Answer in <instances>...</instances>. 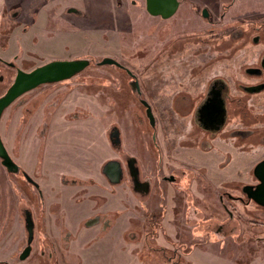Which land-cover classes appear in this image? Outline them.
<instances>
[{
	"label": "rangeland",
	"instance_id": "obj_1",
	"mask_svg": "<svg viewBox=\"0 0 264 264\" xmlns=\"http://www.w3.org/2000/svg\"><path fill=\"white\" fill-rule=\"evenodd\" d=\"M140 1L122 0L118 3L116 0H23L20 9V4L19 7L6 8L5 3H1L0 0V61L11 60L15 67L28 71L52 60L91 59L87 67L70 78L42 84L6 107L0 119L2 142L20 169L33 172L39 177L41 163L36 158L37 155L38 159L40 158L37 138L30 137L31 128L27 130L25 138L21 136L31 115L34 116L33 123H37L41 115L35 110L43 107V102L50 99V95H63V98L64 95H73L71 92L77 93H74L75 95H97L98 100L110 102L116 114L112 112L113 110L101 108L99 104H91L80 99L79 103L86 102L88 108L82 111L90 112V120L80 123L77 125L78 128H72L71 132H56L54 141L71 140L86 145L91 143L92 139L90 141L83 136L85 131L93 128L99 133L112 123L119 128L118 130L121 129L120 136L123 135L125 145L143 158L144 164L141 167H144L147 173H151L147 176L151 185L152 181L155 183L159 170L158 150L165 152L170 145L173 148L171 154L183 158L182 162L187 161L189 171L193 175L199 176L202 172L205 176L194 180L191 203L186 199L183 177L175 175L173 182L161 183L168 192L165 214L162 224H159L161 227L153 225L148 228L144 222L147 217L141 214L140 205L143 203H150L152 207L158 206V194L161 191L155 185L149 197H146L147 200L130 185H126L128 201L122 196L121 191L114 196L105 195L103 192L96 193L92 188L77 193L75 197L81 196L82 200L69 203L72 213L81 210L90 215L94 211L95 214L112 211L117 217L104 231L103 222H96L90 228L79 227V221L73 222L70 219V222L72 213L65 219H57L63 222L66 220L70 232L74 233L77 229L79 232L78 239L70 245L72 250L67 252L68 248L61 251L62 264H184L188 261L192 264H264V230L258 232L261 239L253 241L252 230L249 228L250 216L264 221V212L240 209L231 211L233 216L227 215L219 205L221 201L218 199L214 184L228 174L240 173L245 177L250 170L249 162L264 154L250 150L251 143L258 145L263 139L264 114H261L259 108L264 106V101L254 104L251 96L240 95L239 104L235 103V106L228 104L227 121L238 125L243 131L242 134L253 129L252 136L248 137L249 134L246 137H230L228 132L219 133L222 139L228 141L227 144L209 138L212 140L213 148L201 150L198 143L202 133L197 132L194 125L191 126L194 129L190 131V115L181 110L185 108L184 102L180 104L177 100L179 95H183L186 97L185 102L189 103L187 106H191L192 101H195L193 93L199 91L201 86L199 82L196 85L192 84L193 78L190 79L192 83L187 78L185 56L188 52L183 50L175 53V45L181 49L183 41L192 34L175 36L170 33L172 23H176L177 27H189L198 25L200 20L198 18L189 20L186 16H178L179 14L167 18L151 15L143 9L142 0ZM69 9H79L81 14L70 13ZM114 16L122 19L124 26L132 23L134 35L116 37L114 29L117 26L110 20ZM148 23L152 25L149 33H146ZM241 24L240 22L229 25L225 29V44L231 42L227 39L231 35V29ZM251 34L252 31L248 29L243 38ZM119 43L123 44V50L129 48L131 52L118 51L113 53L112 57L134 68L133 72L139 80L140 94L136 93L124 71L113 64L95 62L109 53L112 54L109 49L115 50L120 46ZM126 44L134 45L137 50L133 51L130 47L132 45ZM158 63L166 65V69L162 70L161 79L156 85L151 77L152 69ZM0 66H3L2 62ZM198 68L194 66L193 72ZM2 69L4 77L0 80V95L12 83L14 76L11 68L3 66ZM138 95L146 101L148 99L152 104L154 127L149 128L147 125V117L143 107L138 103ZM57 120L61 124L63 117L59 116ZM154 128L157 130L156 139L161 142L156 147L152 146ZM37 133H41V127ZM15 135L19 139L14 144ZM140 139L144 151L139 150ZM231 142H234V148L237 149L228 146ZM121 145L120 143L117 148L114 147V155L120 152ZM238 147L245 154H237ZM249 153L251 156H248ZM224 156L230 159L229 164L220 167L219 163L224 161ZM52 163L53 174L63 162L53 160ZM171 165L176 164L173 162ZM80 167L85 169L83 165ZM90 169H93V164ZM96 175L100 176L98 172ZM34 190L35 188H32L21 174L14 176L0 163V260H6L9 264H60V260L53 252L50 239H43L46 235L40 207L43 198L37 197ZM46 193L52 195L47 197L48 203L54 204L51 198H55V193L51 194V191ZM89 194L101 195L105 201L101 203L95 198H87ZM30 196L33 198L32 202ZM25 207H28L31 213L34 212L32 215L36 227L30 252L20 259L19 253L26 246L27 238L23 213ZM123 211L127 214H122ZM133 212L135 216L130 215ZM137 221L141 223L137 224ZM221 221H224L228 229L235 226L236 230L224 231L220 228L215 232V225ZM41 225L43 227H40ZM131 229L138 230L139 240L134 238L136 234L127 236ZM154 229L158 232L156 237L152 236L155 234ZM146 230L152 231V234L146 233ZM44 240L47 243L43 244ZM99 242L102 244H98ZM51 252L52 255L49 254Z\"/></svg>",
	"mask_w": 264,
	"mask_h": 264
},
{
	"label": "flooded vegetation",
	"instance_id": "obj_2",
	"mask_svg": "<svg viewBox=\"0 0 264 264\" xmlns=\"http://www.w3.org/2000/svg\"><path fill=\"white\" fill-rule=\"evenodd\" d=\"M138 1L140 0H133V2H138ZM116 2L120 3L122 2V0H116ZM69 11L70 13H73V12L79 13L75 9H69ZM178 12H179V4L173 14L176 13V14L181 15L180 12L179 13ZM183 16L184 17L186 16L187 18L193 16L195 19L198 18L200 20V23L197 25V28L195 29L196 31H192V33H190L192 35L186 37V40L183 41V47L181 48V50L184 47L188 48V55L185 56V60L187 61V64H189L191 68H193L194 66L199 67L197 72L194 73L195 74L194 77H197L198 79H202L201 82L203 86L200 87L199 91L193 94L201 95V96L195 99V101H192L191 106H187L189 103L188 101L185 102L186 97H184L183 95H179L180 97H178L177 99L178 103L181 104L183 101L185 104V108H181V110H183V112L185 113L188 112V114L190 115V120H191L190 121L191 122L190 131H192V129H194L192 128L193 125L196 126L193 122L194 108L206 94L207 86L210 81L216 80V82L221 85L223 82L227 83L228 85V92H227L228 97L226 98L227 109H228V104H232V106L233 105L235 106V103L239 104L238 101H239L240 95H249L251 97L252 95H264V88L258 92H251V93L243 89V86L255 85V84L264 82V69L260 67V57L264 54V0H257V2L255 0H204V2L200 5L191 4L189 12H186V14ZM240 22L242 23L240 26H235L231 29L232 30L231 35L230 37L227 38L231 42L225 44V39H224L225 29L228 28L229 25H235ZM248 29L252 31V34L248 37L243 38L244 33ZM175 46H176L175 51H177L178 45L176 44ZM247 49H250L248 53H247ZM102 58H100L99 60H101ZM88 59L90 60V63H91V59L90 58ZM247 59H250V61L246 62ZM99 60L95 62L97 63ZM0 62H2L3 66L7 68H11L14 71L13 74L15 76V73L18 67L14 66L13 61L11 60L2 61L1 60ZM118 62L134 75V77L136 78L138 82V86H139V80L137 78V75H135L133 70L130 69L132 68V66L130 67V65H128L125 62L123 63L120 61ZM3 66H0V80H3V77H4L3 75L4 71L2 69ZM115 67L120 69L121 71H124L129 76L130 83L132 84L133 78L124 69L119 68L117 66ZM204 72H206L205 73L206 75L203 76ZM14 76H13V79H14ZM51 83H55V82H51ZM51 83H48V84H51ZM132 86L134 85L132 84ZM133 88L135 89L137 94H140V91H141L140 88H139V91H137L135 87ZM189 94L193 95L192 93H189ZM21 96H19L17 99H19ZM138 96H139L138 103L141 104L145 112V106L141 103V100H142V98L140 97L141 95H138ZM17 99H15L12 103H14ZM62 99H63V95H51L50 99H46L47 101L45 100L43 102L44 103L43 107H41L38 110H35L39 112L41 115L40 119L38 118V122L33 123L34 116L31 115V117L29 118V122L25 124V129L23 130V134H21V136L25 138L27 134V130L31 128L30 130L32 131V133L30 134V137L32 138L36 137L39 143V146H40L39 151H38L40 153V158L38 159V155L36 156L37 160L40 161V163L42 160V153L44 152L45 144L48 141V135H49L48 131L50 129V122L52 120L53 113L57 110V107ZM148 101L149 100L147 99V102ZM148 104L151 107L152 113H154L152 104L150 102H148ZM262 114H264V111ZM89 115H90V112H89ZM66 116L67 117L73 116L75 118L80 117V116L84 117V113L83 114L80 113V110L78 111L76 108L75 110L72 111V113L70 114L68 113ZM147 121H148L147 125L149 126V128L150 126L151 127L155 126V123L153 124L150 123L151 125L149 124L148 118H147ZM154 122H155V119H154ZM40 127H41V133L38 134L37 131ZM75 127H77V125L74 126V128ZM195 129L197 130V132L202 133L201 139L198 143V146L201 150L212 149L213 148V144L211 142L212 140L227 144L228 141L222 139L219 133L223 134L225 132H228L230 137H236L233 134L231 135V132L233 133L236 130H240L238 125L230 124L229 121H226V123L222 126V128L213 137H209V134L206 131L200 129L197 126ZM90 130H91L90 131L91 135H97V137L99 138V140H97L98 145H95L97 143H95V140H93L92 137L88 138L90 141L92 139L91 143L86 144V145L84 144H81V145L85 147L89 146L90 151H95L97 153V156L99 157L104 156V161L100 163L99 166H97L96 170L94 168L91 170L90 169L91 164H94L95 162L93 156L87 157V158L80 156L78 159L82 161L81 165H83L85 168V169L82 168L81 171L84 172L83 174L86 177L68 176V175L63 176V177H67V179H64L62 177V183L71 184V185L73 184L74 186L77 187L74 194L72 195L73 196L72 198L74 201L82 200L81 196L75 197L76 194L80 193L81 191H87L88 189L90 190L91 189L89 188L90 186H93V187L98 186L101 188L99 190L101 191L102 189L104 190V192L106 193L105 195H111L112 192H114V189H112L114 185L120 186L121 188L120 191L122 193V196L126 198L127 201H128V197L126 195V190H127L126 185L127 186L130 185L131 187H133V189L142 198L146 199V197H149L150 191L152 192L154 190L153 185H155V187L157 186V189L161 191L158 194L159 195L158 206L152 207V205L150 206V203L149 204L143 203L140 205L142 208L141 214L147 217L144 222L148 225V228H150L153 225L155 227L156 226L161 227V225L159 226V224H162V221H163V217L165 214L166 201H167V193H168L167 188L165 186H161V183L163 184V182H166V183L173 182L175 180V175H180L181 177H183V181H184L183 185L187 193L186 199L189 200V203L192 202L191 189H192L194 180L196 179L195 181H197L198 179L197 177H201L200 179H202L205 176L202 172L199 174V176L193 175L192 172L189 171L190 168L186 163L187 161L182 162L184 161L183 158L176 157L171 154V151H172L171 149H173L171 148V145L168 146L167 148L168 150H166L165 152L158 150L160 154L159 155L160 161L158 163L159 166H157V169H159L157 172L158 180L155 179V183L152 181V185H151L150 180L147 179V176H150L151 173H147L146 169L144 167H141L143 166L142 164H144L142 163L143 158H140L138 154V157H139V160H138V157L136 156L137 155L136 151H134L135 154H130L127 151V149L129 151H133V150H130L125 145L123 135L122 137L120 136L122 133H120V131L118 130L116 126L109 124L108 127H104L103 130L99 133H98V130H94L96 134L91 133L93 130L92 128ZM153 130L154 132L152 134V138H153L152 146L156 147V146H159L161 142H159L156 139L155 133H157V130L155 128ZM250 131H251L250 134L254 133L253 129H251ZM262 136H263V139L261 140L262 142H260V144L258 145L255 144L254 146L250 148V150L252 149L254 153L264 152V133L262 134ZM209 138H211L212 140H210ZM18 139L19 138L17 137V135H15L14 144L17 143ZM53 141L51 140L52 143L54 142L60 143L64 140L54 141V142ZM164 141L165 139H163V142ZM92 143H94L93 145L94 147L91 145ZM120 143L122 144L120 147L122 149L119 148L120 152H118L115 155L116 158L108 160L107 157L111 156V153H114V150H113L114 147L117 148V146H119ZM139 143L141 144L139 145L140 147L139 150L144 151L141 139ZM228 146H230L233 149H237L236 147L234 148L235 146L234 142H231L230 145ZM58 153L62 154L64 152L62 151ZM184 158H186V156H184ZM262 158H264V154L262 155L261 158H259L257 161L253 163V165L250 167V170L245 175V177H242V174L240 173L239 174L237 173L235 175L228 174L227 177L219 179L218 183H215L213 181L216 186L218 199H220L221 201V203L219 202V205L225 211L227 215L233 216L231 211L233 212L240 211V209L241 210L243 209V211L251 210L253 212H256V211L264 212V206L257 204L251 199L246 198V196L242 193L240 189V187L243 184L255 185L256 183H258L257 179L252 174V168L254 164L258 162L259 160H261ZM52 160L57 161L56 159H52ZM113 160L119 162V176H118L117 181L112 180L110 178L108 174V171L110 169L109 167H107L105 170L106 164L109 161H113ZM59 161H62V160H59ZM229 161L230 159L224 156V161L222 163L220 162L219 166L225 167L229 164ZM173 162H175L176 164L175 166L171 165ZM0 163L2 164L1 159H0ZM15 164L16 166L11 167L10 170L6 169V167L3 164L2 165L8 172L13 174L14 176L16 174H21L23 178H25L27 183L30 184L32 188H35L34 191L37 197L39 196L40 198L41 197L43 198L40 207L42 211L41 219H43V224H44L45 211L47 210V207L45 206V198L52 197V195H48V194L44 195V193L42 192V188L40 187V184L37 181V178L39 177L36 174H34L33 172L29 173L28 171H24L19 168L17 163ZM97 172L100 175L99 177L96 175ZM153 175L154 174H152V176ZM113 182H117V183H113ZM87 198H95L97 202H101V203L105 201V199H102L101 195L89 194ZM30 201L31 202L33 201V198H31V196H30ZM161 203L162 205H160ZM134 205L136 206V204ZM158 207H160V209H158ZM143 211H146V212H143ZM95 212L96 211H94L90 215L87 214L86 217L82 218L79 221L80 222L79 224L82 226L85 225L84 227H91L96 222H103L104 229L102 231H104L110 226L109 223L112 220H114V218L117 217L116 216L117 214L113 213L112 211L110 212L106 211V213H103V214H95ZM23 213L25 214V217H26V214L28 213L30 214L32 221H33V225H34V230H35L36 221L34 220L33 211L31 213L30 209L28 207H25L23 209ZM122 214H127V212L123 211ZM130 215L135 216L134 212L131 213ZM250 217H251V220H250L249 228L252 230L251 238L253 239V241L254 240L258 241L261 239V237L259 236L260 233L258 232L264 230L263 229L264 221L255 216H250ZM61 218L62 219L67 218L66 214L65 213L62 214ZM57 219H56V223L60 226V233L62 237V247L68 249L67 244L70 241H72L75 236H73V234L69 231L66 225H64L66 223V220L65 222H63L61 219L60 221H58ZM154 219H158V220H154ZM155 221L157 223H154ZM140 223L138 222L137 224H140ZM43 226L41 225L40 227H43ZM215 227H216L214 230L215 232L220 228H222L224 231L236 230L235 226L233 228L230 227L229 228L230 230H229L224 224V221L217 223ZM145 232L152 234V231L150 230H146ZM154 232L155 234H152V236L154 235V237H156L158 232L156 231V229H154L153 233ZM129 234H132L131 236H133V234H136V237H134L136 240H139L140 238L138 230L131 229L127 232V236ZM48 238L49 237H46L45 235L43 239L46 240ZM33 240H34V236H33L32 241ZM45 240L43 244L47 243ZM53 252L55 254L54 250ZM49 254L52 255V252ZM0 264H9V263H7L6 260H0ZM184 264H192V262L188 261Z\"/></svg>",
	"mask_w": 264,
	"mask_h": 264
},
{
	"label": "crops",
	"instance_id": "obj_3",
	"mask_svg": "<svg viewBox=\"0 0 264 264\" xmlns=\"http://www.w3.org/2000/svg\"><path fill=\"white\" fill-rule=\"evenodd\" d=\"M255 1L257 2V0H255ZM22 2H23V0H1V3H5L6 8L10 7V6H18L20 4V9H21ZM138 2H141V1H138ZM203 2H204V0H178L179 12L181 14L178 16L184 17L183 15H185L186 12H189L191 4L200 5ZM142 6H143V9H145V0H142ZM77 11L81 14V11L79 9ZM176 13L174 15L172 14V16H175ZM193 18L194 17L191 16L187 19L193 20ZM110 20L115 24V26H117L114 29V33H115L116 37H121V36L124 37V36H130V35L133 36L134 35V31L132 30V27H133L132 23L126 24L124 26L122 23L123 20L118 18L117 16L110 18ZM199 23H200V21H199ZM151 25H152V23L147 24V27L145 29L146 33H149ZM176 25H177L176 23H174V24L172 23V25L170 27V33H172L171 35H175V36L189 35L190 33H192V31H196L195 29L197 28V25H192L189 27L188 26L187 27H177ZM130 45H132V44H130ZM130 45H127V46H130ZM130 47L132 48L133 51L137 50V48L134 45H132ZM122 50H123V44H120V46L117 47L115 50L109 49V51L112 54L109 53L106 56L112 57L113 53H118V51L122 52ZM183 50H186V52H188V48L184 47V49H182V50L180 48H177V51H175V53H178V52L183 51ZM123 51L131 52L129 50V48H127L126 50H123ZM248 51H250V49H247V53H248ZM118 55H120V54H118ZM248 61H250V59L246 60V62H248ZM165 66L166 65H161L160 63L154 65V69H152L153 74L151 77L152 81L155 82L154 84L157 85L158 80L161 79L160 75H162V70L165 71V69H166ZM186 67H187L186 71L188 72V76H187L188 80L191 81L190 79L193 78V83H192V81H191V83L196 85V83L199 82V83H201L200 87H202L203 86V84L201 82L202 79H198L197 77H194V75H195L194 73H196L197 71L193 72V69L187 63H186ZM132 70H134V68H132ZM205 73L206 72H204L203 76L206 75ZM74 93L75 92H71V94H73V95H65L64 98L59 103L57 110L53 113L52 120L50 122V129L48 131V134H49L48 135V141L45 144L44 152L42 153L41 170H40L41 175L39 176V178H37V181L40 184V187L42 188V192L44 193V195H47L46 191H48V192L51 191V194L55 193V195H56L54 199L51 198V202H54V204L48 203V199L45 198V206L47 207V210L45 211L44 227L46 229V236L49 237V239L53 245V249L55 251L56 257L60 260V264L63 263V259L60 257L61 251L65 250L66 248L62 247V237H61V233H60V226L56 223V219L61 218L62 214H64V213L66 214V216H69L70 213H72L70 211L72 208L69 205L70 202H73V203L74 202H80V200L74 201L72 198L73 197L72 195L74 194L77 187L74 186L73 184L71 185V184L62 183V177L64 175L86 177L83 174L84 172H82L81 168H80L82 161L79 160L78 158L80 156H83L85 158L93 156L94 161H95L93 164V166H94L93 168L96 170L97 166H99L100 163H102L104 161V156L99 157V156H97V153L95 151H90L89 146L85 147V146H82L80 143H77V142H74L71 140H69V141L64 140L60 143L59 142L55 143L53 141V137H54L53 135L56 132H64V131L71 132L72 131L71 129L74 128V126L79 125L80 123L85 122L87 120H90L89 112L86 110L82 111V109L88 108L85 105L87 101L91 104L92 103L96 104V105L99 104V106H101V108H103V109L113 110L112 112L113 113L115 112V114H116V111L114 110V108L112 107L110 102H106V101L102 102L101 100H98L97 95H75L77 93H75V94ZM80 94H82V93H80ZM200 96L201 95H195L194 99H197ZM50 98H51V95H50ZM80 99L86 100V102L79 103ZM251 101L254 104H257V102L260 103L259 101H264V95H252ZM65 106H67L68 108H65ZM76 108L78 111L80 110V113H84V117L80 116V117L75 118L73 116H71V117L66 116L68 113L69 114L72 113V111L75 110ZM232 109L234 110L233 107H232ZM255 109H257V107H255ZM259 110H261V114H262L264 111V106L262 108H259ZM59 116L63 117V121H61V124L58 123V120H57ZM106 127H108V126H106ZM94 130H96V129L92 130V132H91L92 134H96ZM261 130H263V126H262ZM90 131L91 130H89V131L87 130V132L85 131V133H84L85 138L88 139V138L92 137V139L95 140V143H98L97 140H99V138L97 137V135H91ZM119 131H121V129ZM252 135L253 134H250L248 137H250ZM51 140L54 143H52ZM250 145L252 147L255 144L251 143ZM62 151L64 153H62V154L58 153V152H62ZM127 151L130 154H135L134 151H129L128 149H127ZM241 151H243V150H240V147H239L238 151L236 153L237 154L243 153ZM250 153H249V155L248 154H246V155L251 156ZM243 154H245V153H243ZM136 156L138 157V154ZM261 157L262 156L253 158L251 160V162H249V164H250L249 166L251 167L253 165V163ZM107 158H108V160H110V159H115L116 157H115L114 153H111V156H109ZM52 159H56L57 161L62 160V162H63V164L59 165L60 167L53 174H52V172L54 170L53 169L54 166L52 165L53 164ZM138 160H139V157H138ZM142 163H143V161H142ZM228 173H230V172H228ZM243 173L245 175V171H243ZM113 183H117V182H113ZM89 188H92V189L94 188L96 193L97 192L105 193L103 189H102V191L99 190L101 188L98 186L97 187L90 186ZM112 189H114V192H112V194L108 195V196L117 195L121 190L119 185H116V186L114 185V187ZM116 203L119 204L118 202H116ZM52 207H54V208H52ZM86 216H87V212L85 213V211L80 210L77 213H72L70 215L69 221H70V219H72L73 222L80 221L82 218H84ZM17 220H18V217L16 218V222H15L16 227L18 224ZM24 225H25V223H24ZM64 225H66V227L68 228V225L66 223ZM79 227H84V226L79 224ZM85 228H90V227H85ZM72 234L75 237L69 243L67 242L68 243L67 248H69V250H67V252L72 250L71 249L72 246H70V245H72L71 243H74L73 241H76L78 239V235H79L78 229ZM10 238H11V235H9V239ZM15 243H16V241H15ZM98 244H102V243L99 242ZM86 246H87V244L84 246V248ZM91 249H92V247H91ZM80 259L82 260V258H80ZM134 264H137V263H134Z\"/></svg>",
	"mask_w": 264,
	"mask_h": 264
},
{
	"label": "water",
	"instance_id": "obj_4",
	"mask_svg": "<svg viewBox=\"0 0 264 264\" xmlns=\"http://www.w3.org/2000/svg\"><path fill=\"white\" fill-rule=\"evenodd\" d=\"M178 6V0H145V9L151 15H158L162 18L171 16ZM90 63L88 58H75L67 60H52L40 66L34 67L29 71L17 69L12 83L7 87L5 92L0 95V119L2 112L15 99L22 94L45 83L58 82L70 78L75 75ZM100 64H113L119 68L124 69L132 78V84L139 91V86L134 75L126 68H124L116 59L105 56L98 61ZM260 67L264 69V54L260 57ZM264 88V82L255 85L243 86L247 92H258ZM228 92V85L223 82L222 85L216 80L209 82L206 94L195 106L193 111V122L200 129L206 131L209 137L215 134L222 128L227 121L228 109L226 106V98ZM141 103L145 106V113L149 122L154 123V115L151 107L144 99ZM242 130L231 132V135L246 137L248 133ZM0 159L6 169L10 170L16 164L11 160L6 147L4 146L0 136ZM109 167L108 174L112 180L117 181L119 176V162L109 161L106 168ZM252 174L257 179L258 183L255 185L243 184L240 189L246 198L253 200L259 205L264 206V158L256 162L252 168ZM25 227L27 231L26 246L21 251L19 258L23 259L31 249V242L34 236V225L30 214H26Z\"/></svg>",
	"mask_w": 264,
	"mask_h": 264
},
{
	"label": "trees",
	"instance_id": "obj_5",
	"mask_svg": "<svg viewBox=\"0 0 264 264\" xmlns=\"http://www.w3.org/2000/svg\"><path fill=\"white\" fill-rule=\"evenodd\" d=\"M64 179H67V177H63Z\"/></svg>",
	"mask_w": 264,
	"mask_h": 264
}]
</instances>
